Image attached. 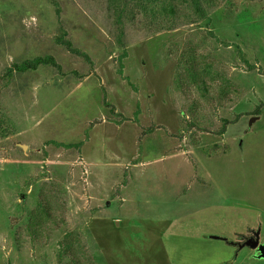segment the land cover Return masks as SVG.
I'll return each instance as SVG.
<instances>
[{
  "label": "rangeland",
  "instance_id": "1",
  "mask_svg": "<svg viewBox=\"0 0 264 264\" xmlns=\"http://www.w3.org/2000/svg\"><path fill=\"white\" fill-rule=\"evenodd\" d=\"M170 1L130 0L120 25L108 0H0V77L62 66L0 83V264H264L230 244L264 243V0Z\"/></svg>",
  "mask_w": 264,
  "mask_h": 264
},
{
  "label": "trees",
  "instance_id": "2",
  "mask_svg": "<svg viewBox=\"0 0 264 264\" xmlns=\"http://www.w3.org/2000/svg\"><path fill=\"white\" fill-rule=\"evenodd\" d=\"M143 1H146L147 3L151 2L152 5L150 7L154 14H158L160 12L162 14H166V16H171V15L176 16L178 13L174 3L171 2L170 0H142V2ZM142 2H140V4ZM108 4H109L110 12L113 13V15H115L117 18V23L122 25L125 15H127L128 13V5L130 4V0H108ZM194 5H195V9L197 13L204 18L206 16V11L202 6L201 1L194 0ZM141 6L144 10H146V7H147L146 3H142ZM118 42H121L119 37H118ZM56 43L59 46L64 47L72 55L79 57V58H83L89 63L92 62L91 57L88 54L82 52L80 49L74 46V43L72 39L70 38L68 31L64 28V26L61 27V33L56 38ZM127 56H128V52L127 50H124L121 56V60L123 61L125 58H127ZM41 67H50V68L57 69L58 71L62 70V66L56 61V59L53 56L37 57L35 59L25 60L21 63H14L12 67H10L7 70L5 76L0 77V83L3 79L13 78L15 74L34 72V71L39 70ZM187 67H188L187 70L189 72V76L196 83L197 88H199L203 92L204 95H208L209 85L204 79H202L201 70H199L196 61L192 59V62L189 65H187ZM182 84H184L183 81L179 80L178 85L182 86ZM221 96L222 97L226 96V93L223 92V90L221 91ZM104 103L106 107H109L111 114L113 115L116 114L115 109L112 105H110L106 100L104 101ZM260 114H261V110L258 109L255 111L254 116H259ZM135 118H136L135 120L138 121L137 119L138 113L135 114ZM228 124H230V122L226 121L222 129L218 132L219 135L222 136L226 133ZM66 147H72V145L69 144V145H66ZM215 147L217 148V146ZM39 207L42 209L41 216L51 217V211L47 203L46 204L40 203ZM41 219L45 221L43 218ZM42 220L31 221V223H29L28 225V231L29 233H31L32 238L35 240L39 239L40 236L42 237L43 235L42 232H43L44 224ZM65 245L66 246L62 247V252H60V256H59L61 262L64 261L66 252H69V250L72 249V246H70L69 244H65Z\"/></svg>",
  "mask_w": 264,
  "mask_h": 264
},
{
  "label": "water",
  "instance_id": "3",
  "mask_svg": "<svg viewBox=\"0 0 264 264\" xmlns=\"http://www.w3.org/2000/svg\"><path fill=\"white\" fill-rule=\"evenodd\" d=\"M258 119H259V116L252 117V119L250 121V125L252 126V124L255 123ZM260 234H261V230L259 229L256 231L254 237L246 240L244 243H242L240 245L239 248L243 249V248L248 247V248L255 251L256 257L258 259H264V243L260 242ZM212 238L213 239H221L220 237H216V236H214ZM232 244L235 245V242H233Z\"/></svg>",
  "mask_w": 264,
  "mask_h": 264
},
{
  "label": "flooded vegetation",
  "instance_id": "4",
  "mask_svg": "<svg viewBox=\"0 0 264 264\" xmlns=\"http://www.w3.org/2000/svg\"><path fill=\"white\" fill-rule=\"evenodd\" d=\"M256 231H257L256 229H252V230H250V232H248V234L239 237L238 240L235 241V246L239 248L240 245H241L242 243H244L246 240H248L249 238L254 237ZM260 242H261V235H260ZM261 243H263V242H261ZM246 248H247V247H246ZM239 249H240V248H239ZM251 250H252V249H251ZM253 251H254V250H253ZM254 252H255V251H254ZM255 255H256V254H255Z\"/></svg>",
  "mask_w": 264,
  "mask_h": 264
},
{
  "label": "crops",
  "instance_id": "5",
  "mask_svg": "<svg viewBox=\"0 0 264 264\" xmlns=\"http://www.w3.org/2000/svg\"><path fill=\"white\" fill-rule=\"evenodd\" d=\"M233 246H235V245H233ZM255 253V252H254Z\"/></svg>",
  "mask_w": 264,
  "mask_h": 264
}]
</instances>
